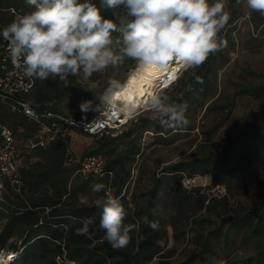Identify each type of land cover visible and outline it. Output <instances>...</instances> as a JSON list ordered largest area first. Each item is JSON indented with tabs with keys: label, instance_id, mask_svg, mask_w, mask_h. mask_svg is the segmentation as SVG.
<instances>
[{
	"label": "rangeland",
	"instance_id": "1",
	"mask_svg": "<svg viewBox=\"0 0 264 264\" xmlns=\"http://www.w3.org/2000/svg\"><path fill=\"white\" fill-rule=\"evenodd\" d=\"M92 2L100 8L104 18L115 19L114 13H125L123 6L110 9L101 6V0H92ZM14 10L16 14H23L32 11L33 8L26 7L23 2H20L17 7L14 6ZM2 11L5 12L0 13L5 16L11 15L12 12H9L7 8ZM225 11L230 19L218 34V39L224 44L216 53L213 72L216 74L215 85L222 103L227 101L234 103L229 116L218 110L204 113L205 106L203 105L210 97L205 96L206 91L203 90L183 102L187 104L188 115L194 117L195 128L191 133L172 131L171 127H165L158 119L153 118L150 111L141 108L132 120L120 130L115 131L118 135L124 130L113 145V153H108L111 147L102 143L101 135L88 136L75 131L72 136V147L77 154L101 151L107 159H122L121 164L125 161L126 168L130 170V178L124 192L128 194L127 199L131 206L134 204L130 194L137 193L136 202L143 207L146 205V200L141 197L140 193L148 191L153 186L155 177L165 176L162 171L167 165L207 156L221 157L235 162L239 159L240 151L249 144L257 147L259 153L256 156L253 172L245 173L238 183L230 182L229 189L224 181L213 184V179L210 180L209 176L195 178L193 185L201 189L199 194L206 196V199H213L210 207L203 209L197 215L199 221L196 223H191L181 217L175 219L177 230H172L168 226L170 218L167 216L168 213L162 201L165 195L163 188L166 187V183L161 186L162 190L155 211L164 213L167 234L161 241L160 253H163L172 263L184 261L190 253L198 252L202 254V257L191 264H254L251 255L255 246L252 241H249L247 233L256 222L248 221L240 227L229 228L225 219L236 217L253 209H256L258 213L259 208L264 206V133L260 129L264 123V116H258L259 119H256L255 115L257 111L264 109V16L250 10L246 0H240L239 3L237 0H225ZM15 15L9 18L10 22ZM4 26L6 24L1 23L2 29ZM135 65V61L125 60L121 64L108 67L102 73H94L88 79L82 76L70 77L69 79L77 86V91H72L62 99H54L52 104L69 117L93 118L105 107L99 104L97 98L106 88L108 79L116 78L123 82ZM251 85L261 86L258 90L234 96V93L243 86ZM36 92L34 88L32 96ZM87 100L93 101L94 106H98V110L82 112L80 104ZM12 113L7 105L0 106V118L6 120L7 123L11 121L7 115ZM247 117L255 120L258 125V129L249 142L240 138L241 133L249 128ZM129 131L131 134L128 135ZM120 166L115 165L116 172ZM76 178L83 179L73 172L70 185L77 180ZM92 179L93 182L90 185L82 191L75 192V196L71 198L72 202L79 204V197L85 195L89 200L87 205L93 204L98 194L91 192V186L96 178ZM170 182L173 184L175 181ZM179 185L185 189L191 187L184 183ZM15 193L18 192L9 187L0 199V264H5V259L11 255H19L25 238L24 231L12 224L10 218L6 216L7 209L4 204L9 203L12 208H15L23 201L21 197L24 193L20 197ZM110 194L112 195V190ZM225 194L228 195L226 199L223 198ZM219 228L222 229L221 236L216 233V229ZM226 234L228 238H224ZM12 246H17L18 251L14 252L11 249Z\"/></svg>",
	"mask_w": 264,
	"mask_h": 264
},
{
	"label": "trees",
	"instance_id": "2",
	"mask_svg": "<svg viewBox=\"0 0 264 264\" xmlns=\"http://www.w3.org/2000/svg\"><path fill=\"white\" fill-rule=\"evenodd\" d=\"M20 2H23L26 7L29 6L26 0H0V12H5L2 10L6 8L10 12L11 8L14 9V6L17 7ZM10 14L5 16L0 13V25L1 23L8 25L9 18L16 13L11 12ZM216 53L211 54L195 70H182L177 80L163 89L161 94L167 95L172 103L183 104L204 90L206 91L205 96L210 97L203 105L205 106L204 113L218 110L229 116L234 108V103L228 101L222 103L221 97L217 94L219 91L215 85L216 74L213 72ZM125 60L131 61L127 58ZM34 85L37 92L33 96L31 94V98L39 104L40 110L67 116L52 102L54 99L66 97L72 91H77L74 81L70 80L69 86L65 87L58 78L53 81L49 79L39 82L34 79ZM260 86H243L234 93V96L258 90ZM0 106L4 105L0 103ZM255 115L256 119L264 116V109H260ZM7 117L11 120L10 123L2 118L0 121L6 123L19 138H27L38 129V125L25 115L12 113ZM186 117L189 123L180 128H172V131L191 133L195 128L194 117L188 115V112H186ZM247 118L249 128L240 135V138L245 142H249L258 129L255 120ZM139 119L143 120L142 117ZM260 129L264 133V123ZM75 131H79V129L75 128ZM123 132L124 130L116 136H111V134L101 136L102 143L111 147L108 153H113V145ZM79 133L82 131L80 130ZM82 134L89 136V134ZM127 134H131V131ZM258 153L257 147L254 144H249L240 151L239 159L235 162L221 157L207 156L167 165L162 171L165 176L155 177L153 186L148 191L140 193L141 197L146 200L144 207L136 202L137 193L130 194L134 204L131 206L127 199L128 194L124 192L130 178V170L126 168L125 161H122L121 164L122 159H107L104 154L106 167L112 172V175L98 178L95 183H104L108 190H112V196L120 200L128 213L125 223L133 225L130 243L127 247L117 250L113 249L104 239L105 232L100 227L102 210L94 204L81 205L71 200L72 196H75V192L82 191L93 182V179L83 177L80 180V178H76L77 180L70 185L72 173L75 171L73 168L63 166L64 148L59 141H52L46 147L35 148L27 154V163L23 169L24 187L22 193L24 195L22 194L21 199L24 202L22 201L15 208H12L9 203L4 204L7 209L6 216L10 218L12 224L24 231L25 235L22 249L19 255L15 256L13 262H15L14 264H191L201 258L202 254L192 252L184 261L172 263L163 253H160L161 241L167 234L164 213L155 211L162 190L161 186L166 183V187L163 188L165 195L162 201L165 210H167V216L170 218L168 226L172 230H177L175 219L183 217L191 223H196L199 221L197 215L203 209H208L213 200L200 195L201 189L195 185L188 189L181 188L179 184H183L184 178L198 179L209 176L210 180L213 179V184L224 181L229 189L230 182L238 183L245 173L253 172ZM117 164L121 166L116 172L115 165ZM171 180L175 182L171 184ZM104 195L106 193H98L97 197ZM227 196L225 194L223 198L226 199ZM84 219L92 220L89 232L88 234H77V230L83 226ZM225 221L229 228L240 227L248 221L256 222L255 226L247 233L249 241H252L255 246L251 259L254 264H264V243H262V239H264V206L259 208L258 213L256 209H253L236 217H228ZM151 223H155L157 227L152 228ZM216 230V233L221 236L222 229ZM224 238H228V235L226 234ZM61 240H64V244L56 242ZM11 249L17 252L19 248L12 246Z\"/></svg>",
	"mask_w": 264,
	"mask_h": 264
},
{
	"label": "clouds",
	"instance_id": "3",
	"mask_svg": "<svg viewBox=\"0 0 264 264\" xmlns=\"http://www.w3.org/2000/svg\"><path fill=\"white\" fill-rule=\"evenodd\" d=\"M26 2L33 10L17 13L0 30V36L8 42L12 62L25 77L41 81L58 78L65 87L70 77L88 79L126 58L135 61L139 69L162 72L175 61L195 70L223 47L218 34L230 19L225 0H101V6L110 9L124 7L125 13H114L115 19L104 18L92 0ZM246 3L250 10L264 16V0ZM126 86L127 81L108 79L97 98L99 104L114 108L117 94ZM141 106L165 127L180 128L189 123L187 104L172 103L158 91L147 95ZM80 109L87 113L97 111L98 106L87 100ZM119 110L135 114L136 107L125 104ZM91 192L108 193L93 201L102 210L104 239L113 249L127 247L133 225L125 223L128 213L124 205L104 183H94ZM78 202L87 205L89 200L81 195ZM91 224V219H84L77 234H88ZM150 226L157 227L155 223Z\"/></svg>",
	"mask_w": 264,
	"mask_h": 264
},
{
	"label": "built area",
	"instance_id": "4",
	"mask_svg": "<svg viewBox=\"0 0 264 264\" xmlns=\"http://www.w3.org/2000/svg\"><path fill=\"white\" fill-rule=\"evenodd\" d=\"M11 11L15 12L12 8ZM179 75L170 78L167 85L160 84L156 91L160 92L172 85ZM34 86V79L25 77L22 69L12 62L8 42L0 36V103L7 105L13 113L27 116L38 125V129L31 136L19 138L6 123L0 121V199L9 187L18 192L15 194L22 195L23 169L27 163V154L35 148L46 147L52 141H59L64 148V167L73 168L75 173L84 178L98 179L111 176L112 172L107 169L102 152L77 154L74 151L71 144L74 130L76 128L89 135L116 136L115 131L132 120L139 110L132 114L128 121H123L124 113L106 107L89 120L74 119L40 110L39 104L31 98ZM195 180L184 178L183 183L192 186ZM56 242L64 244V240Z\"/></svg>",
	"mask_w": 264,
	"mask_h": 264
},
{
	"label": "bare ground",
	"instance_id": "5",
	"mask_svg": "<svg viewBox=\"0 0 264 264\" xmlns=\"http://www.w3.org/2000/svg\"><path fill=\"white\" fill-rule=\"evenodd\" d=\"M182 68L184 67L175 61L162 72L152 69H139L136 64L124 79V81H127V86L119 93L120 95L117 97L113 109H116L119 113H124L123 121H128L133 113L129 111H120L119 108L121 106L125 104L135 105L137 112L143 108L141 105L147 95H150L152 91H156V88L160 84L164 83V85H167L169 79L176 77V75L178 76ZM133 78L135 79L133 80ZM11 262V257H8L4 261L5 264H10Z\"/></svg>",
	"mask_w": 264,
	"mask_h": 264
},
{
	"label": "snow or ice",
	"instance_id": "6",
	"mask_svg": "<svg viewBox=\"0 0 264 264\" xmlns=\"http://www.w3.org/2000/svg\"><path fill=\"white\" fill-rule=\"evenodd\" d=\"M134 79H135V78H133V80H134ZM119 95H120V94L118 93L117 96L119 97Z\"/></svg>",
	"mask_w": 264,
	"mask_h": 264
},
{
	"label": "crops",
	"instance_id": "7",
	"mask_svg": "<svg viewBox=\"0 0 264 264\" xmlns=\"http://www.w3.org/2000/svg\"><path fill=\"white\" fill-rule=\"evenodd\" d=\"M80 131V130H79ZM74 134V133H73ZM71 144H72V142H71ZM35 159H37V158H35Z\"/></svg>",
	"mask_w": 264,
	"mask_h": 264
}]
</instances>
